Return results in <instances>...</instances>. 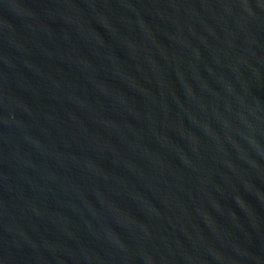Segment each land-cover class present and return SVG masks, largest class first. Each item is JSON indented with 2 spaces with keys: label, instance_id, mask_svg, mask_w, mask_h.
I'll list each match as a JSON object with an SVG mask.
<instances>
[{
  "label": "water",
  "instance_id": "water-1",
  "mask_svg": "<svg viewBox=\"0 0 264 264\" xmlns=\"http://www.w3.org/2000/svg\"><path fill=\"white\" fill-rule=\"evenodd\" d=\"M0 264H264V0H0Z\"/></svg>",
  "mask_w": 264,
  "mask_h": 264
}]
</instances>
